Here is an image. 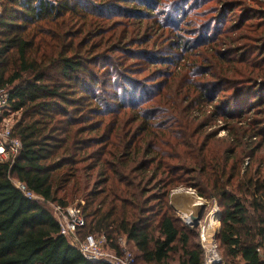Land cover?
Segmentation results:
<instances>
[{
	"label": "trees",
	"instance_id": "obj_1",
	"mask_svg": "<svg viewBox=\"0 0 264 264\" xmlns=\"http://www.w3.org/2000/svg\"><path fill=\"white\" fill-rule=\"evenodd\" d=\"M209 2L239 16L223 27L226 13L202 19ZM229 3L0 0V87L21 113L20 152L0 161V264H109L60 233L50 207L74 200L80 233L104 234L117 253L125 237L135 264H203L173 214L178 188L221 206L228 264H264V15ZM197 17L212 32L196 44L176 35L164 56L137 49L142 30L168 40L176 20ZM156 60L159 74L136 77ZM217 118L221 139L210 129Z\"/></svg>",
	"mask_w": 264,
	"mask_h": 264
},
{
	"label": "rangeland",
	"instance_id": "obj_2",
	"mask_svg": "<svg viewBox=\"0 0 264 264\" xmlns=\"http://www.w3.org/2000/svg\"><path fill=\"white\" fill-rule=\"evenodd\" d=\"M232 1L233 0H230V3ZM241 1H243L245 7H250L249 10L254 11L250 16L251 18H253V20L257 21L260 16L264 15V14H260L261 11H264V0H241ZM188 4H190V2ZM211 6L215 7L214 9H216V11L218 13L209 12L210 10H207V9H209V7H211ZM137 7H140V6H137ZM231 8L232 7H229V9H231ZM1 9H2V7L0 5V11H1ZM193 9L194 8H191V10H190L191 16L186 17L187 20L189 19V17L190 18L192 17V13L194 12V11H192ZM205 9H206L205 13H202V14H207V15L203 16L202 19L206 20L210 17V20L211 21L214 20L216 24L218 21L222 20L220 23V27L228 26V25L234 23L235 20L237 19V17L239 16V13H240V8H238V7L233 9L232 12H229L228 8L225 10L226 12L225 11L219 12L222 8L219 5V3H217V2H209L208 4H206ZM221 13H226V15L222 16V19L219 20ZM213 16L214 17L216 16V17L214 19H211V17H213ZM186 19L184 21L181 20V22H178L176 20L178 28H173L172 31H169L170 35H172V36L168 40H166L165 37H162V39L160 40V39L155 38V36H154V40L151 39L150 41H148L147 36L153 38L154 31L146 32V31L142 30L140 35L138 36L139 37L138 40L137 39L135 40L136 45L138 47L137 49H142L143 51L152 50V51H156V53L158 51L157 54L159 56H164V55H166L165 53L168 52V50H166L167 49L166 43L168 41L176 39V37H175L176 35L183 36L185 42L191 41V43L196 44L197 40L204 37V35H210L211 34L212 30H210L208 32V29H206L205 27H202L201 24L199 23L198 17L196 18L197 20L194 18L196 22L193 25H191L192 23L187 25V23L185 22ZM171 23H172V21H169L167 29H169V27L171 26ZM150 24H151V22H149V25ZM159 31H162V30H159ZM152 32H153V34H152ZM206 33H208V34H206ZM177 52H178V50L173 51V53H177ZM145 66H147L146 69L142 65H141V68H138V69H143V70L139 74H137V75H139V76H136L137 78L146 77L145 79L151 80V79H153L154 75L159 74L160 71H162L165 67L162 63H158L157 60L155 61V63H152L151 65H145ZM220 98H221V96L218 98L217 101H219ZM208 109H210V107H208ZM20 114H21L20 112L9 114L10 125H13V126L15 125V123L17 122V120L20 117ZM217 119H219V120H214L210 123V127H211L210 129H216L217 138L221 139L227 135V132L225 131L224 126H223V124H224L223 119L222 118H217ZM214 127H216V128H214ZM262 174H263V172H262ZM184 192H191L194 195V198L192 197V198L188 199V198L182 197V194H184ZM174 194H178L179 198H176L174 196ZM197 197L200 198L204 202L205 208L203 210V215H202L201 219L199 220L198 224L195 226L194 225V218L198 216V214L201 212L203 206H200L198 209H193V212L191 213L192 219H189V221L183 217L182 213H184L185 211L188 210L187 205L194 202L197 199ZM77 203H78V200L70 201L68 206H74ZM170 203L173 207V214L177 220L178 225L180 227H182L184 230L191 232L190 233L192 235L191 241L193 243H196L197 245H200L202 247V249H203V243L205 242L203 240V237L206 234V228H207L208 223H209L208 222L209 221V214L211 212H214L213 216L217 215V216H215L217 219V224L215 226L216 230L214 231V233L211 232L212 234L211 233L210 234L215 239L214 243L216 244L217 253L219 254L220 260H221L220 264H228L230 262L231 258H229V259L226 258V256L224 255V251L220 247V243H219V239H218V232H219V228H220V217H221V211H222L221 206H219L218 203L214 200L212 202H210L209 200H206L204 198L199 197L194 191L187 189V188H178V189L174 190L170 195ZM50 209L52 210V212L54 214L53 207H50ZM181 211H183V212L181 213ZM94 235L98 236V234H94ZM117 242H118V244H121V245L124 244L125 245L124 247L134 257L135 252L133 251L131 244L127 243V240L122 241L119 237ZM177 256L178 255L173 256L172 262L174 261V257L177 258ZM140 264H143V263L140 262ZM173 264H177V262L175 261V263H173Z\"/></svg>",
	"mask_w": 264,
	"mask_h": 264
},
{
	"label": "built area",
	"instance_id": "obj_3",
	"mask_svg": "<svg viewBox=\"0 0 264 264\" xmlns=\"http://www.w3.org/2000/svg\"><path fill=\"white\" fill-rule=\"evenodd\" d=\"M9 91L0 87V161L12 162L20 152L21 141L14 135L13 125H10L9 114ZM12 183L21 190L26 197L43 200L40 196L30 191L26 184L17 178L10 177ZM83 203V202H82ZM54 217L58 222L60 233L63 234L68 242L75 246L85 258L90 261H105L109 264H135L132 254L124 247L120 246L117 253L115 249L109 246L104 234L98 236L89 233L82 235L81 227L85 225V218L81 208L76 204L74 206H61L53 204ZM214 214L211 212L210 214ZM217 216V215H216ZM216 218V217H215ZM207 226V225H206ZM209 233V234H208ZM206 228V234L203 237L204 263L203 264H220V256L217 253L215 239ZM122 241L125 237L120 238Z\"/></svg>",
	"mask_w": 264,
	"mask_h": 264
},
{
	"label": "bare ground",
	"instance_id": "obj_4",
	"mask_svg": "<svg viewBox=\"0 0 264 264\" xmlns=\"http://www.w3.org/2000/svg\"><path fill=\"white\" fill-rule=\"evenodd\" d=\"M174 196L176 198H179L178 194H174ZM182 197L190 199L192 197L194 198V195L191 192H184V194H182ZM203 205H204V202L200 198L197 197V199L194 202H192L191 204L187 205L188 210L185 211L184 213H182L183 211H181V213H182L183 217L186 220L189 221V219H192L191 213L193 212V209H198L200 206H203ZM213 215L214 214H209L208 229H209L210 232L214 233V231L216 230L215 226L217 224V219L215 218L216 215L215 216H213Z\"/></svg>",
	"mask_w": 264,
	"mask_h": 264
},
{
	"label": "water",
	"instance_id": "obj_5",
	"mask_svg": "<svg viewBox=\"0 0 264 264\" xmlns=\"http://www.w3.org/2000/svg\"><path fill=\"white\" fill-rule=\"evenodd\" d=\"M204 206H205V205H203L202 210H201V212L198 214V216L194 218V225H195V226L198 224L199 220L201 219V217H202V215H203V210H204V208H205Z\"/></svg>",
	"mask_w": 264,
	"mask_h": 264
}]
</instances>
